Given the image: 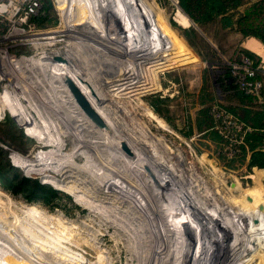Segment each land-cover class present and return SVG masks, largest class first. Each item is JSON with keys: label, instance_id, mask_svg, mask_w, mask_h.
Returning a JSON list of instances; mask_svg holds the SVG:
<instances>
[{"label": "rangeland", "instance_id": "rangeland-1", "mask_svg": "<svg viewBox=\"0 0 264 264\" xmlns=\"http://www.w3.org/2000/svg\"><path fill=\"white\" fill-rule=\"evenodd\" d=\"M48 1L45 10L42 7L32 14L42 25L29 21L31 15L25 21L0 18V165L6 167L9 162L19 173L68 194L72 202L65 197L55 200L53 205L40 200L27 202L20 194L5 189L0 182V225L6 231L5 235H0L6 240L0 241V264H172V257H165L164 261L149 260L147 254L151 246L144 254L141 242L149 240L144 229L149 224L148 217L152 218L151 214L157 210L159 229L167 224L171 226L164 238L166 242L164 235L161 242L170 245L174 240H191L194 248L203 244L201 239L196 243L200 236L196 221L189 222L187 214L183 216L184 221L180 218L188 206L181 205L183 195L179 190H189L188 196L182 191L185 200L196 203L197 211L211 210L204 215L198 214L202 224L210 218H221L220 210L228 216L225 218L223 214L224 221L229 222L231 214L228 211L235 213L239 205L235 199L243 196V204L251 207L250 203L256 202V195L253 192L248 195L250 188L264 190V169L254 167L247 171L238 147L241 141L232 139L230 144L223 145L219 137L220 131L236 125L229 120L231 116H224L227 112L222 106H234L238 101L233 90L222 84L220 76L229 70L230 63L236 58L239 33L221 30L217 22L193 23L187 15L184 17L177 0H132L130 26L135 25L133 18L143 25L153 66L146 61L138 66L139 78H136L140 81L133 84L135 87L110 90L112 82L106 74H119L121 68L118 67L132 65L134 59L129 53H119L130 39L127 25L117 23L114 29L110 25L115 18L113 4L116 6L118 0H107L106 5H101L105 2L102 0ZM105 6H109L106 15ZM98 8L102 15L96 12ZM107 25L111 30L106 29ZM181 28L194 29L196 35H185ZM212 48L215 55H212ZM59 52L77 59L73 70H82L83 78L77 84L80 86L79 82H83L94 96L102 97L98 106L104 110L107 122L117 124V134L108 130L103 121L98 125L95 122L97 116L92 113L85 116L95 119L90 117L89 121L97 129L93 133L94 130L86 125L89 122L83 119L80 101L90 104L91 93L90 96L78 94L79 98L75 99L71 95L73 92L67 91L66 80L57 81L52 76L56 72L52 58H61ZM115 52L119 56L117 62L113 59ZM124 54L126 56H122ZM27 57H33L32 65L44 74L36 79L40 82L42 79L44 83H36V86L33 83L35 73L32 76L27 71L21 74V67L9 62ZM125 57L132 58L131 63L125 62ZM57 66L67 68V64ZM19 73L23 77L18 76ZM8 82L7 92L4 85ZM59 82L64 85V94L60 93ZM68 83L72 85L70 80ZM66 95L72 103L62 102ZM15 96L22 99L23 104H18L15 99V103L11 102ZM51 98L54 103H50ZM72 105L81 114V119L68 114ZM16 106L22 109L25 118ZM7 115L12 117L14 125L4 121ZM122 136L125 141L120 139ZM131 146L137 154L131 152ZM137 155L146 159L145 164L139 162ZM153 159L164 164L162 172L146 165ZM153 172L160 178L166 173L170 184L165 180V187L158 183ZM167 189L172 192L171 196L178 192L181 197L174 196L172 200ZM174 198L177 204L173 203ZM168 209L174 219L166 215ZM212 209L218 213L213 215ZM229 219L234 222L232 215ZM183 222L190 225L193 239L188 238L190 234L184 229ZM255 222L259 236L244 255L254 251L263 236V229L256 219ZM217 233L221 236L220 230ZM230 234H235L231 225ZM212 240L217 245L221 243V239ZM262 243L248 264L264 263V258L259 261L257 257L264 254V239ZM190 248L193 249L190 245L184 249L183 260ZM205 248L206 251L208 247ZM220 251L218 248V254ZM206 254L201 256L207 257ZM228 257L226 255V260ZM240 257L226 264H237L235 260ZM183 260L180 261L185 263Z\"/></svg>", "mask_w": 264, "mask_h": 264}, {"label": "bare ground", "instance_id": "bare-ground-1", "mask_svg": "<svg viewBox=\"0 0 264 264\" xmlns=\"http://www.w3.org/2000/svg\"><path fill=\"white\" fill-rule=\"evenodd\" d=\"M102 1H105V2H102V4L101 5H106V3H107V0H102ZM175 2H176V0H174ZM130 2H132V0H118L117 1V4H116V6L113 4V10L115 11V12H113L114 13V15H115V18H114V21H112L111 22V28H113V27H115V26H117V23L119 24V25H121L122 23L124 24V25H127V29L129 30V37H130V39L128 40L127 39V46H125V47H122V49H123V51H119V53H125V54H130V55H132V56H130V57H133L134 59H133V63H132V65H130L129 64V66L127 65V67H118V69L119 68H121V69H119L118 70V72H119V74H114V72H112V73H110L109 74V72L107 73L106 71H103L104 72V74H106L107 76H108V80L109 81H111L112 82V84H110V86H112V87H110L111 89L110 90H114V89H119L120 88V90H122V89H130L131 87H133L134 85V83H136L139 79H137L136 78V76L138 75L137 74V68H138V66H140V64H143L145 61L147 62V63H149V65L150 66H153V61H152V57H151V54H150V47H149V44H148V40H147V37H146V34H144V27H143V25L138 21V19L136 20L135 18H133L134 20V23H135V25H133V26H130V24H132V16L130 15L131 13V11L133 10L132 9V6H131V3ZM179 7V6H178ZM107 8V9H106ZM180 8V7H179ZM67 10H68V8H67ZM69 10H71L70 8H69ZM103 10H105V14L104 15H106V14H109V12H108V10H109V6H105L104 8H103ZM96 12L97 13H99L100 15H102L103 13L102 12H99V8L96 10ZM129 14V15H128ZM120 15H122V16H124V17H120ZM104 19L105 18H107L106 16H104L103 17ZM128 19L130 20L129 21V24H128ZM129 25V26H128ZM109 26L107 25V30L109 31V30H111V28L109 29L108 28ZM106 29H105V31H106ZM114 29V28H113ZM125 29V28H124ZM122 30H123V28H122ZM111 33H113V32H111ZM114 34V33H113ZM126 34V33H125ZM109 35V34H108ZM110 36V35H109ZM117 36V35H116ZM115 37V36H114ZM52 38V37H51ZM93 38V37H92ZM91 38V39H92ZM119 38V37H118ZM124 39V38H123ZM95 40V39H94ZM93 40V41H94ZM96 41V40H95ZM98 41H100V40H98ZM51 43H53V42H49V44H51ZM112 43H114L115 44V42H114V40H113V42ZM111 43V44H112ZM119 43V42H118ZM121 44V43H120ZM116 46H119L117 43H116ZM108 48L110 47V46H107ZM111 47H113V46H111ZM118 53V52H117ZM122 53V54H123ZM56 54V53H55ZM57 54H59V55H61V58L59 57V58H57L56 56V58L55 59H53L52 58V60L54 61V66H55V68H54V71L56 70V72H54V73H51V74H54V75H52V76H54V78L58 81H60L61 79H63V81L64 80H66V82H65V85L68 87V89H67V91L68 92H73V94H71L72 95V97L73 98H79V97H77L78 96V93H76L75 91H74V89H73V87H72V85L74 84L75 86H76V88H78L79 90H81L80 91V93H82V95H83V93L84 94H86V95H89V88H87L85 85L83 86V82L81 83V82H79L80 83V86L77 84V81L79 80V79H81V75H82V70L80 71V70H73L74 68H76V62H75V59L76 58H72V57H69V56H66L64 53V55L62 54V53H57ZM122 55V56H126V55ZM63 55V56H62ZM117 54H116V52H115V56H113V59L114 58H116V59H114V62L119 58V56H116ZM119 55V54H118ZM121 56V55H120ZM127 57H128V55H127ZM122 58V57H121ZM126 58V57H125ZM63 60V61H61V60ZM132 59V58H131ZM130 59V60H131ZM64 60H65V62H64ZM77 60V59H76ZM120 60V59H119ZM128 59L126 58V60H125V62L127 61ZM130 60H128L129 62H130ZM33 57H27V58H21V60H19L18 62H15V60L14 59H10L9 60V62H11V63H16L15 64V66L16 67H21V71H20V73L21 74H23L22 72H24V71H27L28 73H29V76H32V73H35V78H34V81H33V83L34 84H36V83H38L39 85H40V83L42 84V79H40L41 80V82L40 81H37V79H39L40 78V76H44V74H42L40 71H38L37 69H36V67H34L33 65H32V63H33ZM108 61V60H107ZM109 61H110V59H109ZM109 61H108V63H109ZM124 61V60H123ZM113 62V61H112ZM117 62V61H116ZM60 63H62V64H67V68L66 67H63V66H57V65H60ZM111 63V62H110ZM120 63V62H119ZM118 63V64H119ZM131 63V62H130ZM27 64V65H26ZM114 64V63H113ZM113 64H111V65H113ZM122 64V63H121ZM144 65V64H143ZM115 68H117V67H115ZM96 69H98V68H96ZM52 70H53V68H52ZM57 70H59V71H57ZM112 70V69H111ZM110 70V71H111ZM115 69L113 68V71H114ZM99 71V70H98ZM31 72V73H30ZM20 73H19V75L18 76H20V77H23V75L21 76L20 75ZM84 73V72H83ZM31 74V75H30ZM110 75V76H109ZM115 75V76H114ZM3 76H4V71H3ZM140 76V75H139ZM138 77V76H137ZM37 78V79H36ZM42 78V77H41ZM104 78V77H103ZM139 78V77H138ZM5 79H8V78H5ZM12 79H15V78H12ZM83 79V78H82ZM81 79V80H82ZM140 79H142V78H140ZM68 80H70L71 81V83H72V85L70 84V83H68ZM7 81H10V80H7ZM140 81V80H139ZM33 83H31V84H33ZM44 83V82H43ZM139 83V82H138ZM142 83V82H141ZM33 84V85H34ZM59 85H60V93L61 94H64L65 93V88H64V85L62 84V83H60L59 82ZM36 86H37V84H36ZM34 87V86H33ZM39 87V86H38ZM135 87V86H134ZM137 88H139V87H137ZM136 88V89H137ZM8 89H9V82L7 83V84H5L4 85V90L5 91H7L8 92ZM70 89V90H69ZM134 89V88H133ZM132 90V89H131ZM130 90V91H131ZM10 91H12L13 93L15 92L14 90H12V89H10ZM10 91H9V94L8 95H10ZM54 91V90H53ZM56 91V90H55ZM51 92V91H50ZM91 93V92H90ZM37 94V93H36ZM53 94V93H52ZM60 94V95H61ZM92 94H93V96H92ZM13 95V94H12ZM11 95V96H12ZM14 95H15V93H14ZM17 95H18V93H17ZM38 95V94H37ZM80 95V94H79ZM91 95V102H90V104H84V102H82V101H80V103L83 105V107L81 108V112L83 113V119H84V121L86 120V122L88 121L89 123H86V125L89 127V128H92L94 131H93V133L95 132V129H97V127H96V125H94V124H92V123H90V121H89V119H90V117L88 116H85V115H90L89 113H92V114H94L95 115V117L97 116V119L98 120H96L95 121V119L94 118H92L95 122H97V124L99 125V123H102V121L103 122H105L107 125V129L108 130H111L113 133H115V134H117L116 133V130H117V124H114V122L113 123H110V122H107V118H106V116L103 114V112L102 111H104V110H102V107H101V105H99L98 106V102H100L99 100H102L103 101V99H102V97H100V96H94L95 95V93H91L90 94ZM89 95V96H90ZM50 96V95H49ZM81 96V95H80ZM84 96V95H83ZM10 97V96H9ZM51 97H53L52 95H51ZM66 100L65 99H62V102L63 103H66V101H68V103L70 102V103H72L71 102V100L68 98V96L66 95ZM13 98V97H12ZM11 98V102H13V103H15V102H17L18 104H19V102L21 103V104H23L21 101H22V99H20V100H18V98L16 99V96L12 99ZM59 98V97H58ZM64 98V97H63ZM14 99H15V102H14ZM54 100H56V99H54ZM60 100V99H59ZM80 100V99H79ZM50 101V103H54V101H53V98H51V100H49ZM87 101V100H86ZM101 101V102H102ZM97 103V104H96ZM97 105V106H96ZM85 106H87L86 108H85ZM16 109H17V111L20 113V115L23 117V118H25V116H24V114H23V111H22V109H20V108H18V106H16ZM86 111H87V113H86ZM76 113H77V115H76ZM107 113V112H106ZM68 114L72 117V116H75V117H78V118H80L81 119V114H79L78 113V110H77V108H75L73 105H72V110H70L69 112H68ZM109 116V115H108ZM99 117V118H98ZM110 118H113L112 117V115L110 116ZM114 119V118H113ZM99 121V122H98ZM101 121V122H100ZM85 123V122H84ZM82 127V126H81ZM115 127V128H114ZM116 129V130H115ZM97 131V130H96ZM118 136V135H117ZM117 138V137H116ZM120 139H124L123 141H125V138H123V136L122 137H120ZM126 142H127V144L129 145V142L126 140ZM144 146V145H143ZM131 152L133 151L134 153H135V150L132 148V146H131ZM148 150V149H147ZM133 153V154H134ZM154 153V152H153ZM135 154H137V153H135ZM124 155V154H123ZM142 156V155H141ZM137 159H139V162L141 163V164H145V160L146 159H144V157L142 158V157H140V156H138L137 155ZM150 158V157H149ZM149 158H147V159H149ZM155 159H153V160H151V162H149L148 164H146V165H148V167L150 168V169H152V167H154V168H156L158 171H161L162 172V169L164 170V164L163 163H161V162H159V161H154ZM144 166V165H143ZM142 167V166H141ZM192 170V169H191ZM190 171V170H189ZM151 172H152V170H151ZM165 172V171H164ZM191 172V171H190ZM166 173H167V171H166ZM165 173V174H166ZM195 173V172H194ZM153 174H155L154 172H153ZM163 175V177L162 178H160V176L158 175V173L156 172V174H155V177H156V179H158V183H161L162 185H163V181L166 183H169L170 184V181H169V179H168V177H167V175ZM191 175H192V172H191ZM193 176V175H192ZM195 177V176H194ZM110 181H111V179H110ZM150 182V181H149ZM155 183V182H154ZM160 185V184H159ZM158 185V187H160V189H161V186H159ZM176 185V184H175ZM164 186V185H163ZM171 186V185H170ZM165 187V186H164ZM174 186L172 185V188H173ZM176 187V186H175ZM163 188V187H162ZM177 188V187H176ZM173 189H175V188H173ZM181 189V188H180ZM168 190V189H167ZM176 190V189H175ZM177 190H179V189H177ZM185 192H187V196H188V191L189 190H186V189H183ZM182 190V191H183ZM174 191V190H173ZM182 191H180L179 190V194H182L183 196L181 197L179 194H177L178 192H176V194L174 195V196H176L177 198L178 197H181V199H183V200H180L181 201V205H183L184 206V208H186L187 206V210H186V212L184 213V212H182L183 211V209L182 208H180L179 207V209H181V212L183 213H181V216H180V218H181V220L182 221H184V215L185 214H187V217H189L188 219H189V222L190 221H196L195 222V224H196V231L197 232H199L198 234L200 235V236H198L199 238H197V236H196V238H197V240H196V243H199V242H197V241H200V239H201V244H202V241H203V244L204 243H206L205 244V246H207L208 248H207V250L205 251V246H204V248H203V244L202 245H199V246H197V248H194V241H191V240H189L188 242H181V240H179V242H178V240H174V241H172V240H169V241H172V243L169 245L168 243H164V242H166L165 241V239L164 238H166V233H167V231H169L170 229H171V226H169L168 227V224L166 225V226H164V227H162L161 226V230L159 229L160 227H158V225H157V222L156 221H158L157 220V216H155L156 215V213H158V212H156V211H154V213H152L151 215H152V218L150 217H148V223L149 224H146V225H148V226H146L145 227V229H144V232H145V234H147V237L149 238V240L146 242L145 240L143 241V242H141V244L143 245V247H144V254H146L147 252H148V249H149V247L151 246V249L149 250V252H148V254H147V257L149 258V260H156V261H160V260H162V261H164V260H166L165 259V257H172L173 258V263L172 264H213L214 262L216 263L218 260H220L219 261V263H217V264H222L224 261V263L226 264V263H230V262H232V260L235 258V257H237V256H243L249 249H250V246L255 242V240L258 238V236H259V229H258V224H256V222H255V219L252 217V216H250L248 213H247V211L243 208V206L241 205V203L237 200V199H235V203L236 204H239L238 205V207H237V211L235 212V213H233L232 211H228V213H230L231 215H232V217H233V223H231V221H230V216L231 215H229V218H228V220H229V222H230V225L233 227V228H235V234H233V236H232V234H230V225H229V222L226 220V221H224V219L226 218V217H228V216H226V214H225V212L224 213H221V211L222 210H220V208H219V210H220V212H219V214H220V216H221V218L220 217H216L215 219L214 218H210V220H206V218H205V220H206V222H205V224H202V222H200V218H199V216H198V214L200 213V214H202V215H204V212H206V211H208V212H206V213H210V211L209 210H204V211H197L196 209H199V208H195V207H198L197 206V204L196 203H194V202H192V201H188V202H186V200H185V198H186V195L182 192ZM168 192L170 193V196L172 195V192H170L169 190H168ZM191 193V192H190ZM192 194V193H191ZM169 195V194H168ZM174 196H171L172 197V200H173V197ZM192 197V196H191ZM176 198V199H177ZM233 198V197H232ZM180 199V198H179ZM174 200H175V198H174ZM189 200V199H188ZM179 201V200H178ZM182 201H183V203H182ZM195 201V200H194ZM198 201V200H197ZM196 202V201H195ZM173 203H176L177 204V201H173ZM180 203V202H179ZM193 203V204H192ZM176 204H173V205H175L176 206ZM166 205V204H165ZM202 205V204H201ZM160 206V205H159ZM206 206V205H205ZM215 206V205H214ZM236 206V205H235ZM166 207V206H165ZM204 207V206H203ZM151 208V207H150ZM178 208V207H177ZM194 208H195V210H194ZM207 208V207H206ZM214 208H216V207H214ZM235 208V207H234ZM154 209V208H153ZM156 209V208H155ZM209 209V208H208ZM173 210V209H172ZM214 211L216 212V210L214 209ZM156 212V213H155ZM168 213L166 214L167 216L169 215V217H171L172 219H174V216L172 215V211L170 210V209H168V211H167ZM203 212V213H202ZM212 212H213V209H212ZM213 212L212 214L214 215H216V213H218V212ZM163 213V212H162ZM129 214V213H128ZM219 214H217V215H219ZM223 214H225V218H223ZM147 215H148V212H147ZM210 215V214H209ZM186 216V215H185ZM208 216V215H207ZM163 217V216H162ZM201 217V216H200ZM211 217H212V215H211ZM165 218V217H164ZM168 218V217H167ZM159 219H161V218H159ZM232 219V218H231ZM164 220V219H163ZM163 220H159V221H163ZM168 220V219H167ZM223 220V221H222ZM188 221V220H187ZM202 221V220H201ZM203 221H204V219H203ZM209 221H211L212 222V224H211V222H209ZM221 222V223H220ZM167 223V222H166ZM183 223H185V224H183V225H186V222H183ZM161 224V223H160ZM175 224V223H174ZM188 224V223H187ZM190 224V223H189ZM155 225H157V226H155ZM165 225V224H164ZM201 226L202 228L200 229L199 228V226ZM179 226H181V225H179ZM209 226V227H208ZM207 227L209 228V230L207 229ZM142 228V230H143V228L144 227H141ZM183 227L181 226V229H182ZM184 229L185 230H187V232H189L188 234H190L189 235V237L188 238H191V239H193L194 237V235H192L191 236V231H190V225L189 226H184ZM212 229V230H211ZM191 230H193L192 229V225H191ZM218 230H220V232H221V236H220V233L218 234L217 233V231ZM4 231H5V227L3 226V225H0V235L2 234V235H5L4 234ZM163 231V232H162ZM207 231L209 232V234L207 233ZM210 231H212V232H210ZM6 232V231H5ZM233 232V231H232ZM169 234V233H168ZM173 234V233H172ZM152 235H154V237H152ZM164 235V237H163V241L164 242H161L162 240H161V238H162V236ZM170 236V235H169ZM168 236V237H169ZM172 236V235H171ZM191 236V237H190ZM211 236H212V238H214L215 239V241H219L220 239V242L221 243H219L220 245H217L216 243H214V242H212L213 240H212V238H211ZM193 237V238H192ZM233 237V238H232ZM170 238V237H169ZM180 239H182V238H180ZM185 239V238H184ZM0 241L3 243V241H6L5 239H4V237H0ZM213 244H211V243ZM163 243V244H162ZM215 244V245H214ZM191 246L193 249H191V250H189V252H187V254H186V260H185V258H184V260H185V263H182L180 260H183L182 259V256H184V255H182V253H184V249L186 248V246L188 247V246ZM208 245H212L211 247L210 246H208ZM179 246V247H178ZM196 246V245H195ZM201 248V249H199V248ZM217 247V248H216ZM133 248H135V247H133ZM218 248H221V251L219 252V254H218ZM189 249V248H188ZM204 250L203 252L201 251V250ZM197 250V251H196ZM209 250V251H208ZM199 251V252H198ZM207 251H208V253H207ZM178 252V253H177ZM204 252H205V254L207 255V257H202L201 255L202 254H204ZM227 253H230L229 255L227 254ZM233 253V254H232ZM185 254V253H184ZM215 254H217L218 255V258L217 257H214V255ZM181 255V256H180ZM226 255L227 256H229L228 258V260H226ZM201 256V259H199V257ZM205 256V255H204ZM216 256V255H215ZM220 257V258H219ZM211 258V259H210ZM212 258H213V260H212ZM259 258V259H258ZM257 259L259 260V261H262V259L264 258V254L263 255H261V256H259ZM148 260V261H149ZM183 260V261H184ZM155 261V262H156ZM179 261V262H178ZM213 261V262H212ZM161 264H165V262H163V263H161ZM167 264H171L170 262H168Z\"/></svg>", "mask_w": 264, "mask_h": 264}, {"label": "trees", "instance_id": "trees-1", "mask_svg": "<svg viewBox=\"0 0 264 264\" xmlns=\"http://www.w3.org/2000/svg\"><path fill=\"white\" fill-rule=\"evenodd\" d=\"M40 2L43 10H45L47 8L45 6L49 1L40 0ZM177 2V5L183 11L184 17L187 15L193 23L204 25L209 22H217L219 29L239 33L242 38L255 37L264 46V0H253L251 2L247 0H177ZM36 20L39 19L32 15L29 18V21ZM36 22L38 25H42L41 21ZM177 23L185 27L182 22L177 21ZM181 29H183L185 35H196L194 29ZM237 51L251 60V66L255 69L254 77L251 79H258L262 83L261 58L241 46L238 47ZM212 55H215L213 48ZM220 80L226 89L233 90L234 97L238 101L234 106L225 107L221 105L227 112L224 116L226 115L227 118L231 116L229 120L232 119L236 124H232L228 129H223L222 132L220 131L222 144L228 145L232 139L235 141L242 140L244 144H238L241 151L246 152L247 149L244 145H247L248 150H250L245 163L247 171H251L254 167L262 170L264 169V86L261 85L258 94L248 92L242 87L241 78L234 76L230 67L220 76ZM221 119H223V115ZM4 121L10 122L12 125L15 124L9 115L6 116ZM220 126L222 127L221 124ZM189 134H191V126L186 135L189 136ZM6 165V167L0 165V182L2 186L14 194H20L25 201L40 200L46 205H53L55 200L65 197L72 202L68 194L59 191L50 184L41 183L37 179L19 173L9 162H6ZM250 190L248 195L253 192L256 195V202L250 203L251 207H247L263 229L262 241L264 239V190L256 187L250 188ZM242 197L239 200L244 203ZM261 241L258 245L262 246ZM256 249L236 259L235 263L248 264L255 257ZM259 256L261 254L257 257Z\"/></svg>", "mask_w": 264, "mask_h": 264}, {"label": "built area", "instance_id": "built-area-1", "mask_svg": "<svg viewBox=\"0 0 264 264\" xmlns=\"http://www.w3.org/2000/svg\"><path fill=\"white\" fill-rule=\"evenodd\" d=\"M41 8L42 4L39 0H0V18H17L25 21ZM229 67L234 76L241 78V85L244 89L258 94L262 83L258 79H251L254 77L255 69L251 66L250 59L238 51L235 60L230 63Z\"/></svg>", "mask_w": 264, "mask_h": 264}, {"label": "crops", "instance_id": "crops-1", "mask_svg": "<svg viewBox=\"0 0 264 264\" xmlns=\"http://www.w3.org/2000/svg\"><path fill=\"white\" fill-rule=\"evenodd\" d=\"M238 36H239V42H238L239 46H241V47H243L245 49H248V50L254 52L256 55H258L261 58V68H262L261 69V71H262L261 74H262V80H263V85H264V46H263V44L257 38H255V37H245V38H242V36L240 34ZM212 127H213V125H212ZM219 137H220V134H219ZM241 144H244V142H242ZM244 146L246 147L247 150L244 153L240 149V154L242 153V156H243L244 161L246 163V161L248 159V156H249V153H250V150H248L247 145H244ZM258 170H260V169H258ZM240 203L243 206V208L247 211V213L250 216L253 217V213L249 210V208L246 205H244L241 201H240Z\"/></svg>", "mask_w": 264, "mask_h": 264}, {"label": "water", "instance_id": "water-1", "mask_svg": "<svg viewBox=\"0 0 264 264\" xmlns=\"http://www.w3.org/2000/svg\"><path fill=\"white\" fill-rule=\"evenodd\" d=\"M72 87H73V89L75 90L76 93L79 92L78 94L82 95V93H80L81 90H79L78 88H76V86H75L74 84L72 85ZM82 96H83V95H82ZM173 196H174V194H173ZM175 197H176V196H175ZM175 201H176V200H175Z\"/></svg>", "mask_w": 264, "mask_h": 264}]
</instances>
